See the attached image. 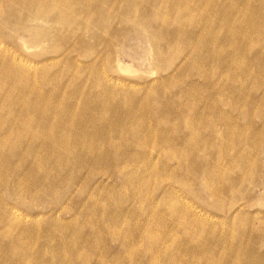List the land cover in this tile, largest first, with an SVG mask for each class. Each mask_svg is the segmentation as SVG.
<instances>
[{
  "label": "rangeland",
  "instance_id": "rangeland-1",
  "mask_svg": "<svg viewBox=\"0 0 264 264\" xmlns=\"http://www.w3.org/2000/svg\"><path fill=\"white\" fill-rule=\"evenodd\" d=\"M3 1L0 264H264V0Z\"/></svg>",
  "mask_w": 264,
  "mask_h": 264
},
{
  "label": "bare ground",
  "instance_id": "bare-ground-1",
  "mask_svg": "<svg viewBox=\"0 0 264 264\" xmlns=\"http://www.w3.org/2000/svg\"><path fill=\"white\" fill-rule=\"evenodd\" d=\"M15 0H4L3 2L6 4V5H11L13 2H14ZM31 1H33V0H28V1H25L24 3H25V5H26V7L28 6V4H29V2H31ZM44 1V0H43ZM63 1V0H62ZM60 3V2H59ZM24 8V7H23ZM66 9V8H65ZM63 10V9H62ZM4 11V10H3ZM21 14V13H20ZM3 16V15H2ZM2 18H4V17H2ZM21 21V20H20ZM18 23V22H17ZM23 25H24V23H23ZM20 123V125H21V122H19ZM28 125V124H27ZM25 128L27 129L28 127L25 125ZM56 135V134H55ZM54 135V137H56ZM48 138V137H47ZM56 139V138H55ZM42 140V139H41ZM36 141V140H35ZM43 142V141H42ZM76 143V142H75ZM80 143V142H79ZM67 145V144H66ZM67 148V147H66ZM70 148V147H69ZM75 149V148H74ZM64 151H66V150H64ZM67 153V152H66ZM69 153V152H68ZM73 153V152H72ZM155 255V254H154ZM174 259V258H173ZM172 258H171V260H173ZM147 260V259H146ZM169 260H170V258H169ZM161 261V260H160ZM177 262V261H176ZM151 263V262H150ZM160 263V262H159ZM173 263H175V262H173ZM175 264H177V263H175Z\"/></svg>",
  "mask_w": 264,
  "mask_h": 264
}]
</instances>
